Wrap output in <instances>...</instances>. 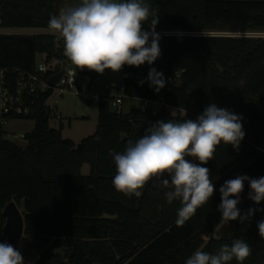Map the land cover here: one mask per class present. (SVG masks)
Segmentation results:
<instances>
[{
    "label": "trees",
    "instance_id": "obj_1",
    "mask_svg": "<svg viewBox=\"0 0 264 264\" xmlns=\"http://www.w3.org/2000/svg\"><path fill=\"white\" fill-rule=\"evenodd\" d=\"M79 2L0 0V30L49 31L51 15ZM144 2L159 16L161 56L152 65L122 68L124 96L161 97L165 105L178 109L173 117L178 121L195 120L211 103L243 117L245 137L238 150L221 142L213 159L203 165L210 170L213 196L181 227L175 223L181 204L167 202L165 193L171 189L159 179L148 181L140 197L114 188L116 167L110 152H123L127 142L142 137L151 124L172 119L165 108L110 114L109 99L101 97L94 133L75 144L49 126L46 101L52 90L24 92L27 114L4 118L30 120L32 129L23 134L24 144L0 138V242H5L1 211L12 201L23 216V236L13 246L25 264H185L195 250L215 254L235 239L252 249L243 264H264V239L257 228L264 211L244 223L227 224L218 211L225 181L238 175L264 177V36L230 35L264 34V0ZM151 19L142 22L144 31L151 30ZM39 55L55 72L66 66L63 41L54 34L0 33V70L33 73ZM151 68L166 80L158 93L147 80ZM10 77L13 84L15 76ZM83 165L88 166L87 175L81 174ZM249 191L245 181L237 205L242 215L249 208L264 209V201L248 199Z\"/></svg>",
    "mask_w": 264,
    "mask_h": 264
},
{
    "label": "clouds",
    "instance_id": "obj_2",
    "mask_svg": "<svg viewBox=\"0 0 264 264\" xmlns=\"http://www.w3.org/2000/svg\"><path fill=\"white\" fill-rule=\"evenodd\" d=\"M150 16L151 30L144 31L142 22ZM158 23L159 16L144 0H80L77 5L51 15L48 29L57 40L63 41L64 55L72 64L103 74L106 69L119 72L125 65H152L161 56ZM147 80L157 93L166 86L164 74L155 68L150 69ZM176 111H172V119L151 124L135 142L129 140L123 152L113 151L110 155L116 167L112 180L116 191L140 197V189L148 181L159 179L164 188L171 189L165 193L167 202L179 200L181 204L175 223L182 227L213 196L210 170L203 165L213 159L221 142L238 150L245 132L241 115L215 103L205 107L195 120L178 121L173 118ZM186 157H194L197 162ZM245 181L250 188L248 199L255 204L264 201V177L238 175L229 179L219 189L221 222L244 223L256 211H264L249 208L241 214L237 205ZM257 228L264 239V220L257 223ZM251 252L247 242L235 239L231 245H221L215 254L197 249L185 264H229L233 259L243 264ZM0 264H25V261L16 247L0 242Z\"/></svg>",
    "mask_w": 264,
    "mask_h": 264
},
{
    "label": "built area",
    "instance_id": "obj_3",
    "mask_svg": "<svg viewBox=\"0 0 264 264\" xmlns=\"http://www.w3.org/2000/svg\"><path fill=\"white\" fill-rule=\"evenodd\" d=\"M65 7L67 6H62L58 14ZM63 69V74L53 88L47 86L46 82L56 72L53 68L49 69L44 62L36 64L33 73L19 72L16 69L0 70V138L7 139L9 137V132L5 128L9 121L4 117L27 114V107L22 99L24 92L32 94L50 89L52 93L63 94L74 90V94L81 96L88 103L97 104L101 97H107L109 99V109L114 108L115 112H119L122 100L125 98L120 83H103L99 75L89 69L82 71L79 68L73 69L70 66H65ZM48 73L49 77L46 80ZM11 75L15 76L14 85L10 82ZM140 102L141 109H149L148 106L153 104L166 110L177 109L165 105L161 97L157 100H140ZM51 117L53 116L51 115ZM19 138L23 139V135H20Z\"/></svg>",
    "mask_w": 264,
    "mask_h": 264
},
{
    "label": "rangeland",
    "instance_id": "obj_4",
    "mask_svg": "<svg viewBox=\"0 0 264 264\" xmlns=\"http://www.w3.org/2000/svg\"><path fill=\"white\" fill-rule=\"evenodd\" d=\"M230 35H250V36H264L263 33H238L232 32ZM29 36V35H22ZM43 61L36 57V62ZM73 69H78L75 65H71ZM87 71V68L81 69ZM109 75L99 74L103 83L113 82L119 84L121 81V71L112 72L110 69ZM95 72V71H94ZM141 102L139 100H130L124 98L119 110L122 114L128 113L130 110L140 108ZM46 106L50 110L53 117L49 119V126L52 129H58L61 124V136L63 139H68L78 143L81 139L92 135L96 128L97 123V109L95 103L88 104L81 96L74 94V90H70L63 94L53 92L46 101ZM152 111L158 110L157 105L148 106ZM173 110H168L171 115ZM33 127V122L30 120H12L9 121L5 128L9 132L7 140L13 141L17 144H24L22 139L19 138L29 132ZM81 174L88 173V166L81 167ZM21 210V209H20Z\"/></svg>",
    "mask_w": 264,
    "mask_h": 264
},
{
    "label": "water",
    "instance_id": "obj_5",
    "mask_svg": "<svg viewBox=\"0 0 264 264\" xmlns=\"http://www.w3.org/2000/svg\"><path fill=\"white\" fill-rule=\"evenodd\" d=\"M25 41L31 43L30 39L24 38ZM63 67L53 74L46 82L47 86L53 88L58 82L60 76L63 74ZM110 114L115 113V109H109ZM4 218V225L2 228V236L5 242L15 245L23 236V216L22 210L18 208L14 202L7 203L1 211Z\"/></svg>",
    "mask_w": 264,
    "mask_h": 264
},
{
    "label": "crops",
    "instance_id": "obj_6",
    "mask_svg": "<svg viewBox=\"0 0 264 264\" xmlns=\"http://www.w3.org/2000/svg\"><path fill=\"white\" fill-rule=\"evenodd\" d=\"M0 33H7V34H9V33H15V34H20V35H29V36H31V35H39V34H52L50 31H47V30H42V29H21V30H0ZM65 56V55H64ZM66 57V56H65ZM38 58L41 60V59H43V56H38ZM66 66H71V65H74V64H72L71 63V61L70 60H68V58L66 57ZM41 62H43V61H40V62H36V64H38V63H41ZM104 74H106V75H109V70H105L104 71ZM125 98H127V99H130V100H139V99H134V98H128V97H125ZM140 101V100H139ZM88 104H90V103H88ZM58 129H60L61 130V124H60V127L58 128ZM84 139V138H83ZM82 140V139H81ZM80 140V141H81ZM79 141V142H80ZM78 142V143H79ZM74 143V142H73ZM78 143H76V144H78ZM83 175V174H82ZM85 175H87V174H85Z\"/></svg>",
    "mask_w": 264,
    "mask_h": 264
}]
</instances>
